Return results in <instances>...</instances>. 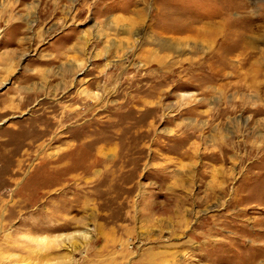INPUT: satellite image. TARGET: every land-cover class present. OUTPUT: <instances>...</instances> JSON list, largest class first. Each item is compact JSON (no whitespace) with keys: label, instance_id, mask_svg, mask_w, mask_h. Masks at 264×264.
<instances>
[{"label":"rangeland","instance_id":"rangeland-1","mask_svg":"<svg viewBox=\"0 0 264 264\" xmlns=\"http://www.w3.org/2000/svg\"><path fill=\"white\" fill-rule=\"evenodd\" d=\"M0 264H264V0H0Z\"/></svg>","mask_w":264,"mask_h":264},{"label":"bare ground","instance_id":"bare-ground-1","mask_svg":"<svg viewBox=\"0 0 264 264\" xmlns=\"http://www.w3.org/2000/svg\"><path fill=\"white\" fill-rule=\"evenodd\" d=\"M211 1V0H210ZM241 3H242V1H241ZM204 4H206V3H204ZM246 9V8H245ZM208 14H210V12H207V15ZM205 15V14H204ZM244 15V14H243ZM242 16V15H241ZM250 16V15H249ZM249 16H248V14L246 15V16H244L243 17V19H245V20H250L249 19ZM250 18H251V16H250ZM207 19H210L209 17L207 18ZM205 20V22L202 24V26H201V29H200V34H201V36L202 37H204V42H206L207 43V45L209 46V44L208 43H210V40L212 39L213 40V38H214V36H216V35H218V34H220L221 32H220V26H219V24H216V26L214 25V23H211V22H209L208 20ZM214 22V21H213ZM217 22V21H216ZM239 24V23H238ZM207 46V47H208ZM203 52H204V50H203ZM214 51H212V52H210V48L208 47V49H206V52H205V57L207 56V57H211V55H212V53H213ZM214 54V53H213ZM213 56V55H212ZM205 59H207V58H205ZM212 64V63H211ZM206 66V65H205ZM204 75V74H203ZM81 237H82V234L80 235ZM75 238L73 237V239L72 240H74ZM61 241L63 240V238H61L60 239ZM63 241H65V240H63Z\"/></svg>","mask_w":264,"mask_h":264}]
</instances>
